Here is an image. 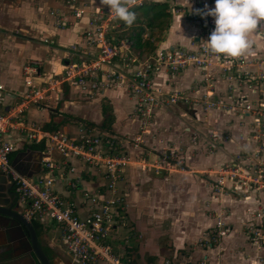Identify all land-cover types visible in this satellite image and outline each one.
<instances>
[{
  "label": "crops",
  "instance_id": "crops-1",
  "mask_svg": "<svg viewBox=\"0 0 264 264\" xmlns=\"http://www.w3.org/2000/svg\"><path fill=\"white\" fill-rule=\"evenodd\" d=\"M72 1L75 10L80 13L79 18L74 16L73 11L70 12L68 4ZM146 4L163 5L167 8V11L164 12L168 15V27H166L164 39L160 42L157 41L156 44L150 43L151 49L145 44L140 46L142 43L137 42L138 48L133 53L132 48L136 44L137 33L134 31L141 28L140 37L144 43L149 41L145 35H148L149 29L153 28L143 23L140 16L139 21H135L131 27L115 18L112 24L116 28L110 29L108 32L113 43L126 42L132 54L138 58L146 57L158 48L185 47L193 49L192 42L202 41L203 30L198 28L192 20H187L185 15L188 17L200 15L196 10H205V5L208 8H213L215 0H149ZM104 7L100 0H0V73L7 90L18 93L25 91L22 70L28 63H40L39 69L42 75L36 82L38 84L42 82L45 86V83L52 77L62 75L68 63L85 58L86 55L94 57L95 51L86 47L83 34L88 30V24L94 13ZM174 8H180L182 12L174 14ZM53 11L63 15L64 28L55 27L54 19L50 16ZM143 24L147 27L145 26V28ZM249 39L255 45L254 49L252 47L248 53L253 59L258 57L259 52H264V43L253 32L249 35ZM74 48L78 52H75ZM112 67L118 71L125 70L118 61H114ZM212 74H214L212 71L188 69L178 76L162 72L154 77L155 84L163 87L164 90L184 92L192 99V106L179 105L167 110H158L153 115L146 132L142 135L140 149L136 150L128 146L123 148L133 161L125 170V178L121 183V192L126 198L127 220L133 230L132 237H128L127 243L122 244L121 250L118 251L124 262L161 264L165 260H171L176 264V255L182 251L181 247L185 248L186 245L192 243L191 234L199 237L202 232H208L214 225L212 220L206 218L203 211L199 210L191 212L187 210L185 214L187 215L189 212L193 218L190 220V217L185 219L186 216H182L180 219L184 220L177 222L176 217L173 216L175 212L167 200L170 196L182 197L191 194L195 195L194 197H205L208 188L203 184L206 183L205 181L216 179L217 167L235 151L233 147L235 143H232L231 139L210 154L200 153L198 159L190 164L196 167V171L174 169L172 172L161 171L156 175L152 171H142L139 167V165H143L142 161H136L143 157L144 159L141 160H144L145 163L148 161L152 165L156 160L155 156L167 150L171 151L173 147L186 142L187 134H183V131H191L193 128H188V126L184 128V123H190V121L196 124L194 125L195 131H200V133L205 130L218 133L220 129H223L222 131L234 129L232 132L235 134L242 131L245 133L244 135H247L248 129H252L250 126L235 130L232 126L231 128L226 127V124L223 126L217 124L214 117L224 114L225 111L211 110L212 114L208 117V113H203L200 110L202 107L198 102L206 95L221 98L225 102L229 101L225 90L227 82L224 79L218 77V80L216 78L214 82L212 80L204 81L207 76ZM231 84L234 83L230 82ZM124 86L120 84L101 89L95 95L86 97L77 88L64 84L51 94H47L49 109L30 107L26 110L25 116L27 120L40 124L44 130L50 132L59 131L75 136L79 125L83 124L89 128H96L98 133H107L127 139L134 138L139 134V120L133 116L134 100ZM247 93L248 100L250 97L253 99L254 96H258L260 103L264 102V92L260 95L251 91ZM191 103L188 100L187 104ZM183 115H186V118ZM254 131L257 132L256 129ZM233 141H236L235 137ZM18 156H20L17 164L18 173L27 178L42 174L40 152L37 145L27 142L20 152L12 155V163ZM54 159L59 161L61 158L55 154ZM72 164L77 168L74 176L80 173L86 187L95 189L101 184V180L94 171L87 169L76 160H73ZM190 168L189 166L187 169ZM197 170L205 171V173H195L199 172ZM55 191L66 201L73 199L78 201L77 194L66 189L65 181L58 183ZM80 213L84 215V211ZM188 220L191 221V224ZM186 221L187 224H184ZM163 225H165L164 233L167 235L168 244L172 246L171 249L147 242L146 238L149 237L145 230L148 229L153 234L156 228H161ZM189 229L192 231L189 232ZM128 231V229L122 230L120 237L127 238ZM8 233L7 228H0V264H35L33 258L26 252L25 240L17 237L12 240ZM43 235L50 238L57 248H52L50 244L45 246ZM38 236L42 246L50 249V257H48L52 264L53 256L59 253L62 257L56 260V264H73L62 246L56 224L52 223ZM236 239L239 238L235 235L228 238L231 244H236ZM214 251L206 246L197 248L195 255L202 253L206 257V255L214 254Z\"/></svg>",
  "mask_w": 264,
  "mask_h": 264
},
{
  "label": "built area",
  "instance_id": "built-area-1",
  "mask_svg": "<svg viewBox=\"0 0 264 264\" xmlns=\"http://www.w3.org/2000/svg\"><path fill=\"white\" fill-rule=\"evenodd\" d=\"M147 1L137 0L134 7H141ZM68 5L70 12L73 11L74 16L79 18L80 13L75 10L73 1ZM180 12V8L173 9L174 14ZM50 16L55 27L64 28L63 15L53 11ZM115 18L107 6L96 11L83 34L86 47L92 48L95 56L86 55L68 63L63 74L52 77L45 86L36 82L42 75L39 62L24 65L23 93L7 90L0 73V177L14 192L18 211L26 220L38 222L46 228L52 223L58 226L62 246L73 264H130L122 261L118 253L133 232L127 220L126 199L120 191L125 170L132 163L123 150L128 143L120 137L98 133L96 128L83 124L79 125L75 136L50 132L40 124L27 120L26 110L30 107L49 109L47 94L64 84L77 88L86 97L95 95L101 89L123 84L134 100V114L139 120L140 132L144 133L153 113L173 106L177 100L176 95L156 88L154 77L163 71L175 75L190 67L204 68L206 56H215L205 50L206 46H201L190 51L184 48L157 49L146 57L138 58L126 42L115 44L108 36L109 30L116 28L112 24ZM193 19L197 25H209V34L215 28L214 19L207 20L206 16ZM73 50L78 52L76 48ZM227 60L232 62L229 57ZM114 61H118L125 70H115L112 67ZM208 107L211 110L215 105L212 103ZM242 107L246 114L254 111L248 102ZM140 141L141 138L135 139V149H140ZM27 142L37 145L40 152L42 174L33 178L21 175L12 166V155L20 152ZM55 154L61 158L59 161L54 159ZM73 160L94 171L101 184L95 189L86 187L80 173L74 176L77 168L72 164ZM141 161L146 167L145 161ZM164 163L165 170L171 171V158ZM172 165L176 169V165ZM155 169L159 173L162 168ZM64 181L66 189L77 194L78 201H66L55 191L57 184ZM221 226L222 222L218 220L216 230ZM124 229L129 230L125 239L120 237ZM161 264L174 263L165 260Z\"/></svg>",
  "mask_w": 264,
  "mask_h": 264
},
{
  "label": "rangeland",
  "instance_id": "rangeland-1",
  "mask_svg": "<svg viewBox=\"0 0 264 264\" xmlns=\"http://www.w3.org/2000/svg\"><path fill=\"white\" fill-rule=\"evenodd\" d=\"M159 11H167V8L163 6L151 10L150 5L146 4L144 8L133 12L136 13L137 17L143 14H145L147 17H150ZM185 17L187 20H192L193 22L194 17L202 19L205 16L201 17L200 15H191L189 18L187 15H185ZM206 17L207 20L214 19L211 16ZM167 18L168 15L164 16L161 19V23L159 25L157 19L150 23L152 26L158 25V28L149 29V34L145 35V37L149 40L148 42L151 44H156L157 41L160 42L164 39L167 30L166 27H168ZM120 22L123 21L120 20ZM143 25L144 27L146 26L145 24ZM196 26L203 30L202 41H199L198 43L192 42L193 49H188L185 47L173 48H184L185 51H190L200 48L201 46H206L205 42L210 36L208 29L210 30L211 27L209 25L205 26L203 23L199 25L196 24ZM253 33L264 43V26L259 27ZM134 47L132 48L133 53H135V49L138 48L137 46ZM252 47L254 49V43H252ZM215 56L214 58L206 56L205 60L207 63L204 68L190 67L188 69L214 72V74L205 78L204 81L207 82L211 80L214 82L216 78L218 80V77L224 79L227 82V88H225V90L229 101L225 102L221 98H213V96L209 97L206 95L201 99L200 102H198L202 107L200 110H202L203 113H208V117H210V114H212L210 113L211 110H226L224 114L214 117V119L217 121V124L220 126L226 124V127L228 126L231 128L232 126L235 128V130H237V128L245 129L247 126L252 127V129H248L247 135H244L245 133L242 131H238L235 134L232 132L234 129H230V131H227L226 129L225 131H222L223 129H220V132L218 133L205 130L200 133V131H195L194 125L196 124L193 121H190V123H184V128L187 126L188 128H193L191 131H183V134H187L186 142L181 145H177V147H173V150L171 151L167 150L155 156L156 160L152 163V165L146 161V167H144V164L141 166L139 165V167L142 171H152L154 174H156L155 167L162 168L158 172H172L175 169V166L172 164L176 165V169L182 168L189 172L192 171L191 169L196 171V167L190 164L194 163L198 159L200 153L206 155L210 154L217 148L222 147L223 143L231 139L232 143H235L234 146L232 145L235 151L226 161L220 163V165L217 167V170L215 171V173H217L216 179L214 181H205L206 183L203 184L208 188V191L206 192L207 195L205 197H194L195 195L192 194L190 196L186 195L182 197H168L169 199L167 201H169L171 209H173L175 212L173 213V216L176 217L177 222L184 220L180 219L182 216H186L185 219L190 217V220L193 218L190 216L189 212L187 215L185 214L187 210L190 212L199 210L203 211V213L206 215L205 217L209 220H212L214 224L211 230L208 232H202L199 237H196L197 235L195 236L191 234V237L193 238L192 243L186 245L185 248L184 246L181 247L183 249L177 253L175 263L264 264V102L261 104L258 96H254L253 99L250 97V100H248L246 97L248 91H251L256 95H260L262 92H264V52H259L258 57L253 59L248 53L238 58L229 57L232 62H229L227 60L228 57L224 56L223 54H215ZM164 72L165 71H163V73ZM179 74H175V76H178ZM230 82H233L234 84L230 85ZM156 86V88L162 90L166 94L176 95L177 100L173 106H192V99H190L189 96H186L184 92H170L164 90V88L161 86ZM244 98L246 99L244 100ZM188 100L191 104H187ZM246 101L252 106L254 110L250 111V114H246L242 107ZM193 103L196 104L195 102ZM212 103L215 105V107L211 110L207 109L208 105ZM173 106H167L163 109L167 110ZM158 110H156L153 115ZM186 115H183V117L186 118ZM133 116L135 119H137V116L134 113ZM152 117L148 120L149 124L144 129L147 130L149 127ZM205 119L207 120V118ZM255 129L257 132L254 131ZM144 133H141L139 129V134L134 138H122L124 143H128L125 146L134 148L133 144L135 143L136 138H141L139 144L141 146L142 135H144ZM234 137L236 141H233ZM137 149L139 148H136V150ZM167 158H171V171L165 170L166 164L164 161H166ZM141 159L144 158L141 157L136 161H141ZM189 166L191 168L187 169ZM195 173L203 174L205 171H199ZM121 193L124 194L123 192ZM17 208H19L18 204ZM190 220L188 221L191 224ZM218 220H221L222 226L220 227L221 229L216 230L215 226ZM184 224H187V221ZM7 225L8 223L6 222L1 224V228H6ZM163 226L158 229L156 228L153 234L152 232L148 231V229L145 230L147 236L149 237L146 238L147 242L154 245L157 244L159 247H167L168 249H171L172 246L168 244V241L166 240L167 235L164 233L166 230L164 229L165 225ZM191 231L192 230L189 229V232ZM8 232V235L12 240L15 237H18V235H15L12 231L11 233L10 229H8ZM232 235H235L237 238H239L236 239V244L229 243L230 241L228 238ZM43 243L45 246L50 244L52 248H57L55 247L53 241H51L47 236L43 237ZM206 246L212 248V250H215L214 254L206 255V257H204L202 253L195 255L197 248H204ZM181 252L183 254H180ZM61 257V253L55 254L52 260L53 264H56V260Z\"/></svg>",
  "mask_w": 264,
  "mask_h": 264
},
{
  "label": "clouds",
  "instance_id": "clouds-1",
  "mask_svg": "<svg viewBox=\"0 0 264 264\" xmlns=\"http://www.w3.org/2000/svg\"><path fill=\"white\" fill-rule=\"evenodd\" d=\"M110 13L131 27L136 13L131 11L137 0H100ZM201 16H211L215 28L205 42L206 51L238 58L252 49L249 35L264 26V0H215L213 8L196 10Z\"/></svg>",
  "mask_w": 264,
  "mask_h": 264
},
{
  "label": "water",
  "instance_id": "water-1",
  "mask_svg": "<svg viewBox=\"0 0 264 264\" xmlns=\"http://www.w3.org/2000/svg\"><path fill=\"white\" fill-rule=\"evenodd\" d=\"M19 158L20 156L16 157L12 163V166L18 172L19 168L17 164ZM17 209L15 194L12 193L10 187L6 186L5 179L0 177V228L1 224L6 222L8 223V228H6L10 229V232L12 231L15 235L17 234V238L25 240L26 252L33 258L35 264H52L40 243L33 224L26 220Z\"/></svg>",
  "mask_w": 264,
  "mask_h": 264
},
{
  "label": "trees",
  "instance_id": "trees-1",
  "mask_svg": "<svg viewBox=\"0 0 264 264\" xmlns=\"http://www.w3.org/2000/svg\"><path fill=\"white\" fill-rule=\"evenodd\" d=\"M144 7H145V5H143L141 7H137V8H132L131 10L132 11H136V10L142 9ZM150 7H151V10H152V9H155V8H158V7H163V5H160V4H151ZM166 15L167 14L165 12L159 11L156 14H154L152 17H147L145 14L141 15L140 17L143 19V23H145L148 27L158 28V25L161 23V19L164 16H166ZM156 19L158 20V25L152 26L150 23L153 22V21H155ZM136 21H139V16L138 17L136 16ZM140 31H141V28L140 27H139V29H136L134 31L135 33L137 32L136 33V39H135L136 44H134V45L135 46H138L137 42H139V44L142 43V44H140V46L141 45L143 46L145 44L146 46L149 47V49H151L152 48V45L150 44V42H144L143 43L142 38L140 37V34H141ZM31 223L33 224V227H34L37 235H40L44 230H46V227L42 226L38 222L32 221ZM44 251L47 254V256L50 257V249L47 248V247H44Z\"/></svg>",
  "mask_w": 264,
  "mask_h": 264
},
{
  "label": "flooded vegetation",
  "instance_id": "flooded-vegetation-1",
  "mask_svg": "<svg viewBox=\"0 0 264 264\" xmlns=\"http://www.w3.org/2000/svg\"><path fill=\"white\" fill-rule=\"evenodd\" d=\"M12 191V190H11ZM12 193H14L13 191H12ZM18 210V209H17ZM39 237V236H38ZM40 240V239H39ZM40 243H41V241H40ZM42 245V244H41ZM43 249H44V247H43Z\"/></svg>",
  "mask_w": 264,
  "mask_h": 264
}]
</instances>
